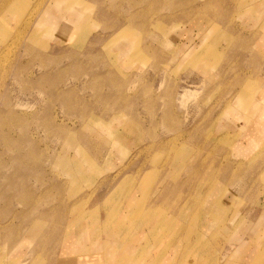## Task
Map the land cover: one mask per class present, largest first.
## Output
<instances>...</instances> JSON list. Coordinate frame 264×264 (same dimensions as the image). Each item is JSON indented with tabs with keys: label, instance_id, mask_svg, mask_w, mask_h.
<instances>
[{
	"label": "rangeland",
	"instance_id": "rangeland-1",
	"mask_svg": "<svg viewBox=\"0 0 264 264\" xmlns=\"http://www.w3.org/2000/svg\"><path fill=\"white\" fill-rule=\"evenodd\" d=\"M48 1L0 0V262L24 251L41 263L66 234L83 244L102 226L105 264H176L179 254L177 264H264V252L259 263L237 257L241 245L229 252L242 238L264 241L250 225L264 151L229 164L231 215H191L193 203L208 205L195 180L222 181L218 149L232 147L212 135L228 77L201 69L206 59L221 73L247 63L228 34L262 11L223 12L228 0H55L69 9L59 24L45 17ZM193 36L192 64L176 43ZM144 199L151 215H138Z\"/></svg>",
	"mask_w": 264,
	"mask_h": 264
},
{
	"label": "crops",
	"instance_id": "crops-1",
	"mask_svg": "<svg viewBox=\"0 0 264 264\" xmlns=\"http://www.w3.org/2000/svg\"><path fill=\"white\" fill-rule=\"evenodd\" d=\"M262 1L263 0H228L227 5L224 4L222 9L223 12H231L232 6H234V8L236 7L235 11H244L247 14L250 12H256L258 14L259 11H262L260 19L252 21L249 15V18H246V22L240 23L239 28H241V31L239 32L237 38L234 37L235 35L233 34H228V38H233L232 44L237 45L235 50L237 51L238 49V52H240V54L238 53L240 57H243V55L248 56L247 53H249V56L247 58L245 57L247 63H239L238 67L236 65L232 66L230 63H228L227 65L229 69L227 71L225 70L224 72L222 71L221 73L219 69L216 70L214 63L209 61V59H206L205 66H207V69L205 66H203V70L200 68L203 74H207L209 76L224 75L228 77V79H223L222 83H225L224 85L229 88V91H231V96L224 104L221 113H219V115L222 116L220 118L218 117L217 119L215 118L212 124V135L215 139L229 141V145L232 147L230 149V147L223 145L220 149H218V152L221 156V162L218 161V163H222L223 168L227 166V171L229 172V174H224V176H222V181H219L216 178L210 181H202L198 178L195 180L197 185L200 187L207 185V192L209 191L207 194L208 205L205 206L201 203H193L196 206H193L194 208L191 215H195L196 213L197 215H202L201 212H203V215H215V213L210 212V207L215 210V208L218 206L224 207V213L222 212L219 215H231L230 212H227V206L225 207L223 205L224 201L228 202V200L231 198L229 197L228 193H226V191L234 182L232 179L235 178V176H231L229 164L241 163L243 157H250L253 154L259 155L264 151V3ZM43 8L46 9L44 12L46 13V19L50 18L53 21L57 20L59 21V24L66 20L67 15H69L68 8L61 7V5L55 6V0H51L50 2L48 1L47 5H45ZM193 39L196 38L193 36L186 41L183 40L182 42L176 43V46L179 48L180 46H183V49L178 50L180 58L187 62L190 60L192 64L195 60V52L199 47V45L197 46L196 44L197 41L195 42ZM254 42L256 48L255 50L250 48ZM195 45L196 48H194ZM229 58L232 60L231 56ZM213 150L215 151V149ZM225 157L227 159L224 160ZM232 159H234V161ZM207 167L210 166L207 165L206 168ZM210 170L216 172L215 166L211 167ZM257 187L259 188L260 195L254 202L255 208H258L254 214L258 216L254 222L250 223V225H252L253 229L255 225L259 227H255L256 231L254 232L255 234L257 233L258 238H260L264 236V185L260 183V185ZM231 194L235 195L234 193ZM224 197H226V199ZM128 202L133 205L132 207L130 206L128 211L129 213L132 211V214H134L136 208L135 205L141 201H136V197L133 196L132 199L128 200ZM179 209H182V207L176 209V214H178ZM139 210L141 212L138 213V215H151V207L146 206L145 199L143 200L142 207H140ZM236 215H240V212L236 213ZM96 229H98V232H95L96 235L93 239V235L89 234V230L85 232L83 235V244L78 240V233H76V235L74 234L75 237L73 236L74 238H72V241L69 239L71 236L66 234L65 238H63L61 241L62 250L59 252V254L56 256H45L43 257L41 263H38L37 255L33 254L32 257H27L25 256L24 251L23 253L19 251L15 254L10 252L5 254L3 253V258L0 264H105L104 257H106V250L104 249L103 243L104 229L102 226L97 227ZM144 232H146V230H144ZM242 242L243 245L241 244ZM236 243L238 244L235 245L233 249L234 251L231 249L229 252H235L239 245H241L242 251H239L240 253L237 255V257L242 254L240 257L244 256L245 258L247 255L246 258H248L249 261L257 262L255 261V255L257 252H264L263 240H259V243L254 246H250L244 238L238 240ZM135 247H137V245ZM135 247L132 248L129 246L127 247L126 251H123V253H127L126 263H128L129 260L134 256L136 250ZM69 250H71L70 253ZM122 255L123 254H121V256ZM121 256L120 254L116 255V260L118 261L121 259ZM177 256L178 260L176 261V264L179 261L180 254ZM186 263L194 264L195 261L193 258H189L187 261L181 262V264ZM207 263L208 262L205 264ZM233 263L245 264L241 261ZM141 264L156 263H152L150 260L145 259L141 261Z\"/></svg>",
	"mask_w": 264,
	"mask_h": 264
},
{
	"label": "bare ground",
	"instance_id": "bare-ground-1",
	"mask_svg": "<svg viewBox=\"0 0 264 264\" xmlns=\"http://www.w3.org/2000/svg\"><path fill=\"white\" fill-rule=\"evenodd\" d=\"M156 248V247H155Z\"/></svg>",
	"mask_w": 264,
	"mask_h": 264
}]
</instances>
